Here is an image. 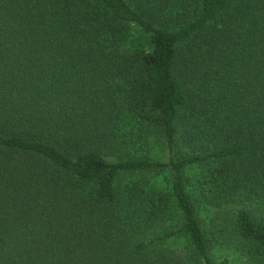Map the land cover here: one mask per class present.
Returning <instances> with one entry per match:
<instances>
[{
    "label": "trees",
    "instance_id": "obj_1",
    "mask_svg": "<svg viewBox=\"0 0 264 264\" xmlns=\"http://www.w3.org/2000/svg\"><path fill=\"white\" fill-rule=\"evenodd\" d=\"M222 248L264 264V0H0V264Z\"/></svg>",
    "mask_w": 264,
    "mask_h": 264
},
{
    "label": "rangeland",
    "instance_id": "obj_2",
    "mask_svg": "<svg viewBox=\"0 0 264 264\" xmlns=\"http://www.w3.org/2000/svg\"><path fill=\"white\" fill-rule=\"evenodd\" d=\"M156 157L160 158V160L163 162L167 161V156L164 153H159L158 155H156ZM215 257L216 259L228 258L229 261H232V264H237L238 262V255L236 253H233L232 250L226 248L216 250Z\"/></svg>",
    "mask_w": 264,
    "mask_h": 264
}]
</instances>
